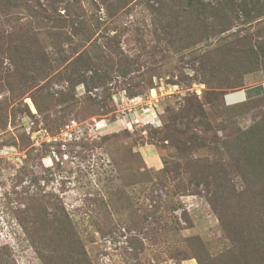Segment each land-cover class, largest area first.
I'll return each mask as SVG.
<instances>
[{
	"label": "rangeland",
	"instance_id": "obj_1",
	"mask_svg": "<svg viewBox=\"0 0 264 264\" xmlns=\"http://www.w3.org/2000/svg\"><path fill=\"white\" fill-rule=\"evenodd\" d=\"M195 1L0 0V264L264 242V0Z\"/></svg>",
	"mask_w": 264,
	"mask_h": 264
},
{
	"label": "trees",
	"instance_id": "obj_2",
	"mask_svg": "<svg viewBox=\"0 0 264 264\" xmlns=\"http://www.w3.org/2000/svg\"><path fill=\"white\" fill-rule=\"evenodd\" d=\"M1 1L6 3L16 4L22 0H1ZM188 1L193 2L195 0H188ZM258 90H256L255 93ZM261 241L256 242L251 240L250 242L251 244H249L247 247L240 248L239 251L234 252L232 256L229 257L228 264L230 263L232 264V262H234V264H264V242L262 243Z\"/></svg>",
	"mask_w": 264,
	"mask_h": 264
},
{
	"label": "crops",
	"instance_id": "obj_3",
	"mask_svg": "<svg viewBox=\"0 0 264 264\" xmlns=\"http://www.w3.org/2000/svg\"><path fill=\"white\" fill-rule=\"evenodd\" d=\"M252 89H245L243 91H239V92H235V93H229V94H226L225 95V99L226 102L229 101V102H237V101H244V100H248L250 97H252L253 95V92H251ZM241 95V96H238V97H234V95Z\"/></svg>",
	"mask_w": 264,
	"mask_h": 264
}]
</instances>
